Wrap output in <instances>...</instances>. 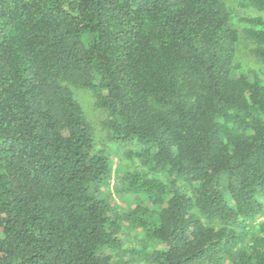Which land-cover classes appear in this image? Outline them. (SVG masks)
<instances>
[{"label":"trees","instance_id":"1","mask_svg":"<svg viewBox=\"0 0 264 264\" xmlns=\"http://www.w3.org/2000/svg\"><path fill=\"white\" fill-rule=\"evenodd\" d=\"M0 264H264V0H0Z\"/></svg>","mask_w":264,"mask_h":264},{"label":"rangeland","instance_id":"2","mask_svg":"<svg viewBox=\"0 0 264 264\" xmlns=\"http://www.w3.org/2000/svg\"><path fill=\"white\" fill-rule=\"evenodd\" d=\"M81 92H83V91H81Z\"/></svg>","mask_w":264,"mask_h":264}]
</instances>
